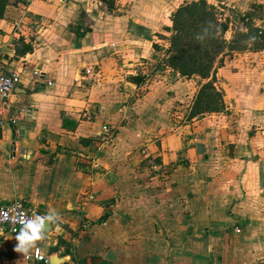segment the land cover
<instances>
[{"label": "crops", "instance_id": "crops-1", "mask_svg": "<svg viewBox=\"0 0 264 264\" xmlns=\"http://www.w3.org/2000/svg\"><path fill=\"white\" fill-rule=\"evenodd\" d=\"M192 1L31 0L0 16V68L21 74L0 104V204L59 214L41 228L50 264L264 259V69L226 57L213 78L231 75L216 86L232 119L190 135L185 123L204 113L182 124L174 113L212 77L145 81L165 56L172 12ZM219 1L240 11L241 0ZM18 244L0 236V264H44L26 259L35 242Z\"/></svg>", "mask_w": 264, "mask_h": 264}, {"label": "rangeland", "instance_id": "rangeland-1", "mask_svg": "<svg viewBox=\"0 0 264 264\" xmlns=\"http://www.w3.org/2000/svg\"><path fill=\"white\" fill-rule=\"evenodd\" d=\"M15 3L11 4L16 7H19L20 9H27L30 7L31 0H13ZM198 2V1H192L191 3ZM207 5L212 6L211 8L206 9H212L213 16L218 19L219 23H223L220 26L217 25V32L216 35L220 37V39H224L225 42H222L221 44L216 45L212 44L213 51L218 49V53L214 57L213 66L209 71L206 72V75L208 76H202L199 75L200 78H196L198 74H194L193 80L195 82H192L194 86L199 87L202 82V78L209 79L206 82L202 83L201 89H199L198 94L194 96V98H190L188 101L184 100L183 104L185 107H179L175 111V118L176 123L182 124L185 120L189 121L191 118V115H199L200 113H204L201 117H205V121L203 123L193 124L192 123H185L187 125L186 128H184L183 132L185 134H195V133H201L200 131H203L204 128H206L207 125L213 128L218 129V125L221 124L220 121L228 120V118L232 119L230 116L233 112H231V109L233 107L230 104V96L229 98L224 97L225 90L217 89L216 82H218V86L220 83L225 82L228 84L231 75H229V70L235 71L236 69H239L240 67L228 66L227 74L228 80L223 75H220L221 78L217 80V78H213L215 70L222 66L224 64V61L226 57H234L240 60L241 62V68L244 67V69L251 68L258 70L264 69V42L259 38L258 33L255 32L256 29H260V26H264V0H242L239 2V10L234 9L237 13L244 15L247 12H250V17L246 18L245 20H241L235 12L229 11L227 8H223L225 4L220 2L219 0H206ZM190 3V2H188ZM183 5V4H182ZM229 8L231 6H228ZM233 8V7H231ZM176 10V9H175ZM174 10V11H175ZM174 11L172 12V17L174 18ZM185 20L187 21L185 24L189 30L188 36L193 37L188 41V43H192L194 45L195 39L198 38L199 31L197 30L198 24H202L205 17L202 19L196 14H191V12L184 16ZM183 21V20H182ZM174 23L172 22V32L168 38V48L165 51V56L163 58V61H161L158 64L149 65L144 70L147 71L148 77L146 76L145 81L149 82L148 85L153 84L156 80L161 79L162 76L160 75H170L171 73L178 72V68H175L173 64V60H177L180 54L177 52V50L174 49V51L169 52L168 49H172L171 47V39L173 36L177 35L174 30ZM199 27V26H198ZM185 30V28H184ZM185 32V31H184ZM202 38L205 39L204 43H207L206 40L208 38V34H206V31H203ZM186 36V35H185ZM207 46V45H206ZM194 50H190L185 56L190 57L192 53H194ZM196 51L199 52V49ZM201 51V50H200ZM174 58V59H173ZM177 63V62H176ZM230 65V64H229ZM227 66V65H226ZM143 80V79H142ZM142 80L139 79V82ZM164 80V79H163ZM257 80V79H256ZM198 81V82H197ZM240 84H244L246 81L243 79H239L237 81ZM222 88V87H221ZM194 89V88H193ZM221 91V92H220ZM141 96V94L137 95V97ZM244 100L241 101L243 105L247 104V98L243 97ZM192 99V100H191ZM189 101H192L195 103H190V107H187V104ZM235 116V115H234ZM198 121V120H196ZM223 123V122H222ZM202 125V126H201ZM215 125V126H214ZM225 127L223 124L220 125ZM176 128V127H175ZM220 130V129H219ZM218 130V131H219ZM1 236V235H0ZM264 259H261L258 264H263Z\"/></svg>", "mask_w": 264, "mask_h": 264}, {"label": "trees", "instance_id": "trees-1", "mask_svg": "<svg viewBox=\"0 0 264 264\" xmlns=\"http://www.w3.org/2000/svg\"><path fill=\"white\" fill-rule=\"evenodd\" d=\"M13 3H15L13 0H0V16L3 15L7 6ZM207 7L211 8L212 6L209 7L206 0H199L198 2L194 3H185L174 11V18H172V21L174 23L173 27L177 35L173 36L171 39L170 48L172 49L168 50L169 52H172L175 49L180 54L177 60L173 58V64L175 68H178V72H180V74L183 76L190 77L194 74L205 77L208 76L206 75V72L209 71L213 66L214 57L218 53V49L213 51L214 49L212 44L216 45L215 43L221 44L222 42H225L223 38L220 39V37L216 35L217 25L219 24L221 26L223 23H219L218 19L213 16L211 11L212 9H206ZM223 8H227L229 11L235 12L241 20H245L246 18L250 17V12L241 15L237 13L234 8H229L226 5H224ZM190 12L191 14L192 12L193 14L198 13L201 19L202 17H205L203 23L198 24L199 27L197 26L199 35L198 38L195 39L196 43L194 45H192V43H188V41L193 37L188 36L190 32L185 24L187 21L184 18L186 13L189 14ZM203 31H206V34H208V38L206 40L207 43H204L205 39L202 38L204 34ZM255 32L258 33L259 38L262 40V42H264L263 38L259 35V30L256 29ZM193 49H199V52L194 50V53L190 54V57L185 56V54Z\"/></svg>", "mask_w": 264, "mask_h": 264}, {"label": "built area", "instance_id": "built-area-1", "mask_svg": "<svg viewBox=\"0 0 264 264\" xmlns=\"http://www.w3.org/2000/svg\"><path fill=\"white\" fill-rule=\"evenodd\" d=\"M259 35L264 40V26H260ZM90 72V70H87ZM21 74L16 69L3 71L0 68V104L8 102L13 94L14 88L20 83ZM4 120L0 119V127L3 126ZM104 133L109 131L108 126L102 128ZM45 216L47 213L44 210L34 208L23 199H14L6 203L0 204V235L6 234L17 235L20 233L24 224L35 216ZM34 248L26 255L28 261H38L44 264H50V256L43 253L41 245L44 243V238L35 240ZM76 264H88L80 261ZM264 264V263H263Z\"/></svg>", "mask_w": 264, "mask_h": 264}, {"label": "clouds", "instance_id": "clouds-1", "mask_svg": "<svg viewBox=\"0 0 264 264\" xmlns=\"http://www.w3.org/2000/svg\"><path fill=\"white\" fill-rule=\"evenodd\" d=\"M58 219H60V217L55 210H49L48 214L45 216L37 215L34 218L29 219L17 236L19 244L16 246V250L27 251L28 247H31L32 243L40 238L41 228L45 221L52 222Z\"/></svg>", "mask_w": 264, "mask_h": 264}, {"label": "water", "instance_id": "water-1", "mask_svg": "<svg viewBox=\"0 0 264 264\" xmlns=\"http://www.w3.org/2000/svg\"><path fill=\"white\" fill-rule=\"evenodd\" d=\"M7 103H9V101L8 102H5V103H3V105H5L6 106V104ZM56 262H58V260H57V258H55L54 257V259L52 260V264H55Z\"/></svg>", "mask_w": 264, "mask_h": 264}, {"label": "bare ground", "instance_id": "bare-ground-1", "mask_svg": "<svg viewBox=\"0 0 264 264\" xmlns=\"http://www.w3.org/2000/svg\"><path fill=\"white\" fill-rule=\"evenodd\" d=\"M3 104V103H2Z\"/></svg>", "mask_w": 264, "mask_h": 264}]
</instances>
